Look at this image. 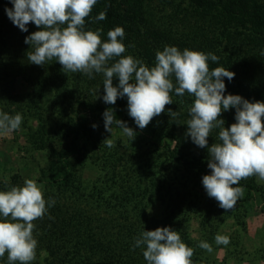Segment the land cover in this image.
Masks as SVG:
<instances>
[{
	"label": "trees",
	"instance_id": "1",
	"mask_svg": "<svg viewBox=\"0 0 264 264\" xmlns=\"http://www.w3.org/2000/svg\"><path fill=\"white\" fill-rule=\"evenodd\" d=\"M12 7L8 0H0V62L4 61L3 67H0V80L8 86L12 84L14 76L15 79L25 80L31 76L27 70L30 68L32 72L35 69L33 76L37 79L32 86L38 90H32L30 98L35 94L39 97L54 94L53 105L60 101L58 105L62 107V116L66 115L68 105L71 104V108L74 106L75 99L80 97L81 100L86 93L93 98L78 103L82 113H74L73 128L69 133L72 140L65 148L47 146L49 130L46 123H41L40 115L36 117L39 121L37 125L24 126V135L34 150H50L49 162L35 181L42 186L44 199L55 201L54 205H46L48 211L42 219L34 221L33 236L38 245L36 258L31 264H105L84 257L86 253L91 252L94 256L103 250H114L112 255H117L116 260L110 259L109 264L119 263V256H125V253L130 259L145 261L143 248L133 250L134 241L143 230L152 231L158 227H172L179 232L182 241L194 250L191 259L195 264L197 245L185 228L188 221L196 219L201 222L207 218L206 213L196 212L194 204H198V194L195 188L202 185L203 176L211 174V170L207 167L208 148L198 147L186 136V122L190 119L188 109L194 97L187 93L178 97L173 91V103L166 106L164 113L154 117L146 128L141 130L137 127L134 140H131L136 146L141 144L148 147L157 157L172 160L175 165L184 168L185 174L176 173L172 183H168L164 178L154 181L149 169L147 173L144 171L146 183L140 186V181L135 182V177L140 168L143 169L140 166L131 167L129 174L134 184L131 183L123 191L96 190L99 197L93 200L91 193L80 192L74 187L73 160L78 159L80 149L87 148L91 137L90 114L99 116V126L104 125L103 113L109 108L114 110L116 119L127 125L134 122L128 115L127 98H119L115 105L105 104L102 99V73H93L89 78L80 72H64L55 59L46 61L42 66L30 63L27 52L31 46L24 41L31 33L41 29L29 23L26 26L28 32L20 31L5 12L6 8ZM105 11V20L95 19ZM117 26L125 32L122 42L126 52L123 55H132L151 68L155 66L156 51H162L165 46H175L181 51L187 48L212 53L219 60L208 61L210 70L224 67L235 73L231 81L224 78L225 95H239L249 102H264V0H97L85 20V30H102L101 38L106 41L108 31ZM113 62L109 61V64ZM171 79L175 85V78ZM118 83V79L113 80V86H118ZM169 109L177 111L179 115L171 118ZM36 110L34 114H37ZM220 118L225 121L224 127L229 128L235 123V109L223 112ZM218 133L219 129L215 128L210 132L208 147L220 143ZM252 179L253 176L242 179L237 185L246 190L249 196L257 190ZM23 182L18 173L5 175L0 183V191L8 190L10 186H22ZM260 195L264 203L263 193ZM192 197L195 198L193 201ZM93 203L96 204L95 209L91 205ZM152 203L163 206L161 213L151 215L148 208ZM216 208L223 210L219 205ZM91 210L96 216L118 214L119 217H127L135 213L145 219L141 221L136 216L140 226L133 229V225H130L122 235L117 233L113 248L108 245L105 248L101 233L91 231L89 223L85 221L91 219ZM84 244H94L100 248H86ZM0 264H8L7 254L0 258Z\"/></svg>",
	"mask_w": 264,
	"mask_h": 264
},
{
	"label": "clouds",
	"instance_id": "2",
	"mask_svg": "<svg viewBox=\"0 0 264 264\" xmlns=\"http://www.w3.org/2000/svg\"><path fill=\"white\" fill-rule=\"evenodd\" d=\"M8 2L13 7L6 8L5 12L20 31L28 32L29 23L41 29L24 41L31 46L27 52L30 63L42 66L55 59L64 72H80L89 78L93 73H102L103 102L115 105L119 98L126 97L128 115L141 130L173 103V91L178 97L185 93L193 96L186 136L198 147L208 148L207 167L211 174L203 176L202 184L207 195L222 209L231 210L243 195L244 190L237 186L242 179L258 176L264 180V102L225 95L224 78L231 81L235 73L224 67L210 70L208 61L219 60L215 54L165 46L162 51H156L155 66L150 68L132 55H123L126 47L122 42L125 36L122 27L109 30L106 41L101 38L102 30H85V20L97 0ZM106 17L105 11L95 19L102 21ZM109 61L114 62L109 64ZM171 77L175 78V85ZM114 79H118V86H113ZM229 109H235V123L225 128V121L220 117ZM168 114L171 118L179 115L171 109ZM103 118L107 132L112 133L115 125L125 136L135 137L126 122L116 119L113 109L105 110ZM21 123V114L0 112V135L18 130ZM214 128L219 129L220 143L208 147V137ZM102 143L109 148L115 146L111 138H105ZM54 204V200L44 199L42 186L33 179H25L22 186L0 191V258L7 254L8 264H31L38 245L33 236L34 221L42 219L47 206ZM215 242L228 245L230 240L217 234ZM198 246L209 253L213 251L206 241ZM135 248H143L147 264H192L194 254L179 232L170 227L143 230L134 241L133 250Z\"/></svg>",
	"mask_w": 264,
	"mask_h": 264
},
{
	"label": "rangeland",
	"instance_id": "3",
	"mask_svg": "<svg viewBox=\"0 0 264 264\" xmlns=\"http://www.w3.org/2000/svg\"><path fill=\"white\" fill-rule=\"evenodd\" d=\"M3 62H0V67H3ZM29 69L27 74L31 76L26 77L28 80L15 79L14 76L11 80L12 84L8 86L3 80H0V112L13 116L19 113L22 116V123L18 130L7 135H0V183L5 175L11 173L20 174L23 180H35L40 177V172L45 169L49 162L50 150H34L24 135V126L37 125L39 121L36 117L40 115L42 118L41 123H46V129L49 130L48 135L50 137L49 140L46 139L47 146L54 149L65 148L67 143L72 140V134L69 133L70 129L73 128L74 113L78 111L82 113L79 110L81 107L78 103L93 100L91 95L87 93L81 95V100L80 97L75 99L73 101L74 106L71 108V104L68 105L65 111L66 115L62 116V107L58 105L60 101H56L58 104L53 105L54 94L47 93L44 97L35 94L33 98H30L31 91L35 92L38 89L32 86V82L36 84L37 79L33 76L35 69L32 72ZM30 108L33 109L29 111ZM63 108L65 107L63 106ZM35 110L37 114H34ZM89 120L91 137L88 139L87 148L80 149L78 159L73 160L72 173L75 180L74 187L79 189L80 192L91 193L93 200L99 197L96 190L102 192L115 191L116 189L123 191L131 183L134 184V180L131 181L129 174L131 167L140 166L143 169L140 168L139 174L135 177V182L140 181V186L146 183L145 172L147 173L149 169L152 170L150 173H152L154 181L164 178L168 183H172L176 173L185 174L184 168L175 165L172 160H168L163 156L157 157L156 154H153V151L141 144L136 146L135 142L131 141L134 140V137L125 136L115 125L112 133L107 132L104 125L99 126L98 115L90 114ZM93 125L97 127L93 128ZM128 126L134 132L137 130L135 122H131ZM105 138H111L115 146L112 148L107 147L102 143ZM252 180L257 190L253 191L250 196L244 190L235 206L227 211L216 208L219 205L218 202L207 195L203 184L196 186L195 189L198 194V204H194L196 212L203 215L206 213L207 218H204L201 222L196 219L188 221L185 228L188 233H191L190 239L195 240L197 245L195 264H264V203L260 195L261 192L264 195V180H260L258 176H253ZM194 199L192 197L191 201ZM91 205L95 209L96 204ZM162 209L163 206L152 203L149 205L148 211L151 215H158ZM93 212L94 210H91L89 214L91 219H85V221L89 223L88 228L91 231L101 233L100 237L106 244L105 248H107V245L109 248H113L117 233L122 235L127 227H131L130 225H133L134 229L135 226H140V222H137L138 219L141 221L145 219L140 214L135 215V213L130 214V216L127 215V217L125 215L119 217L118 214L96 216ZM170 228L173 230L172 227ZM217 234L229 237V244H216L215 236ZM201 241L208 242L213 251L209 253L201 249L198 246ZM84 245L86 248L92 246L91 249L96 247L99 250L100 248L94 246V244ZM113 251L107 250L104 252L103 250L95 253L94 256L89 252L84 257L109 264L110 259L116 260L117 257L116 254L115 256L112 255ZM118 260L119 263L116 261L117 264H145V261L141 259L128 258L126 253L125 256H119Z\"/></svg>",
	"mask_w": 264,
	"mask_h": 264
}]
</instances>
